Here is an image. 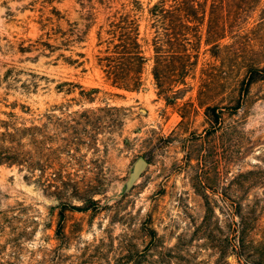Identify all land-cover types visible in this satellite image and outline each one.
Listing matches in <instances>:
<instances>
[{"label":"rangeland","instance_id":"rangeland-1","mask_svg":"<svg viewBox=\"0 0 264 264\" xmlns=\"http://www.w3.org/2000/svg\"><path fill=\"white\" fill-rule=\"evenodd\" d=\"M136 1L0 0V127L29 128L32 162L38 147L47 160L0 166V264H264V81L244 85L264 65V0L213 14L207 0L176 100L152 74L147 13L162 0ZM124 15L146 59L135 90L98 61ZM210 19L226 23L217 57Z\"/></svg>","mask_w":264,"mask_h":264},{"label":"trees","instance_id":"trees-1","mask_svg":"<svg viewBox=\"0 0 264 264\" xmlns=\"http://www.w3.org/2000/svg\"><path fill=\"white\" fill-rule=\"evenodd\" d=\"M260 1L211 0V14L225 7L244 11L245 8L238 7V5L248 7ZM166 2L168 0L159 1L147 13L152 22L151 27L156 30L152 74L162 93H170L169 98L176 100L181 90L173 91V87L185 85V78L194 69L196 62L194 59L198 57V51H195L191 43V38L195 39V36L189 33L191 30L189 24H195L194 27L197 29L203 23L204 18L199 16V13L205 10L207 0H172L169 8H166ZM132 3L135 8H139L138 1L132 0ZM224 26L218 24L213 26L212 20H209L205 45L210 46L208 51L213 57L225 52L219 45V42L226 38ZM107 33L109 40L106 55L98 60L103 73L117 88L138 89L141 85L140 75L146 62L139 40V25L128 15H124L109 24ZM18 51L25 53L27 50L19 47ZM11 74V71H6L3 80H7ZM259 81H264V65H247L244 83L246 88ZM13 117L10 115V118ZM0 128H3V131H0V166H47L45 164L47 160H44L45 154L40 152L38 146L36 149L37 162H32L33 159L26 151L25 141L29 128L17 127L14 123L8 122H4ZM41 161L44 163L40 164Z\"/></svg>","mask_w":264,"mask_h":264},{"label":"water","instance_id":"water-1","mask_svg":"<svg viewBox=\"0 0 264 264\" xmlns=\"http://www.w3.org/2000/svg\"><path fill=\"white\" fill-rule=\"evenodd\" d=\"M147 167L148 162L143 156H140L135 160L129 170L127 180L122 184L120 188V196H123L131 190V188L140 179L141 175L144 173Z\"/></svg>","mask_w":264,"mask_h":264}]
</instances>
